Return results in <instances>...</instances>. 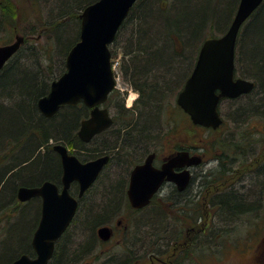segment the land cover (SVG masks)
Listing matches in <instances>:
<instances>
[{
	"label": "trees",
	"instance_id": "16d2710c",
	"mask_svg": "<svg viewBox=\"0 0 264 264\" xmlns=\"http://www.w3.org/2000/svg\"><path fill=\"white\" fill-rule=\"evenodd\" d=\"M94 1L96 0H64L62 4L65 10L74 8L76 12L63 11L64 15L60 18H63L61 21L57 20L59 18H54L51 23L45 22L41 26V31L33 28L29 32H24V44L5 67L0 70V219L4 218L3 206L6 205L7 201L11 200L20 211H23L24 207L19 205L16 196L20 185H29L47 179L53 180L54 174L58 172L59 163L55 155L51 153L49 147L43 153L42 147H46L50 139L63 144L70 141V135L77 121V111L65 107L55 116L48 118L39 111L37 102L40 97L49 92L51 82L65 71V59H60V66L58 65V68L55 69L53 57L57 53L59 55L66 53L67 55L70 48L79 39L80 13L89 3ZM168 1L138 0L110 46L113 57L118 55L119 48L122 51L121 75L126 82L141 94L138 101L139 105L137 104L135 109L124 106L120 90L115 89L110 95V99L116 104L117 123H120L122 129L132 132L131 136H135V138L139 135L144 137L146 134L151 133L156 137L163 134L172 139V134L179 130L178 125L181 122L189 124L190 119L187 118V114L176 102L170 101V98L177 96L185 80L191 74L205 39L219 35L213 31H209L211 35H208L206 33L207 28L212 30L213 27V29H220L219 31H222V28L224 33L228 29L225 22L222 23L225 16H218L216 13V11L222 9L218 6L221 3L220 0H217L215 6L209 0L202 2L201 0H172L170 8H168L170 5L165 7V2ZM222 2L225 3L224 9L227 13L232 7L231 13L234 15L239 0H223ZM0 8L5 11L4 17L6 18V22L3 19V21L0 20V23L3 22V26L8 27L7 22H9V25L12 23L8 20L9 16H7V11L11 10V5L7 0H2ZM79 9L80 11H78ZM262 16H264V2L252 15V19L250 18L251 20L249 19L246 22V28H243L244 31L240 33L238 38V49L241 45L239 43L242 42L245 45L250 26L257 23ZM208 17L211 18L208 19ZM15 29L18 30L17 27L13 28V30ZM37 32L42 36H46L49 44V46H44L43 60L38 55L36 49L38 46L31 42ZM34 41L39 42L40 40L35 38ZM250 42L254 46L251 51L249 50L247 53L245 51L244 53L241 46L240 52H238V49L236 51V73L239 76L253 80L255 83L257 82L264 89V19L256 32L255 41L250 40ZM63 46L66 48L63 49ZM242 53H244V59H247V71L239 69V56ZM245 97L248 98L245 102L254 100L259 102V106L263 105L264 108V96L261 94L258 96L257 93L256 99L251 93L236 99L223 98L220 110L223 103H227L229 107L233 108L235 102ZM225 105L223 104V106ZM143 106L145 110L141 111ZM237 109L238 107L235 109L237 111L236 115L233 113L230 118L234 123L241 125L240 129L242 128L244 134L240 137L244 138L246 130L242 127V124L249 116H252L250 113L254 110L250 111L242 108L241 111H238ZM260 112L264 114V109ZM179 113L184 114L185 119H182ZM174 121L176 123L173 126ZM225 121L224 117V123ZM162 124H167L168 127L159 131V128L163 127ZM221 128L222 126L211 131L218 132ZM219 141L222 140L219 139ZM227 143L228 146L222 148L226 152L230 151V141ZM222 145L226 144L222 143ZM176 147L175 145L174 148ZM221 174H225L224 168ZM219 179L221 178L219 177ZM211 180L215 181L213 178ZM101 192L104 196V202L95 204L99 207V213L95 214L93 218L91 216L87 218L86 224L84 223L86 228H91L102 219L99 217L102 215L101 211H105L104 208L109 209V211L114 210L117 202L118 205H126L125 202L121 201L119 186H107ZM251 195L256 196L255 192ZM220 199L221 212L224 213L227 220L234 217L235 214L239 217L242 213H246L248 209L249 201L246 194H225L221 195ZM183 201L186 202L183 203ZM163 202L167 204L166 201ZM214 203V199L211 198V202H207V206ZM171 205L176 207V211H178L177 208H180L181 212L186 213L188 218H191L193 214L197 215L196 213L199 212L198 202L193 203L189 199L174 202ZM148 207L138 211H154L147 216V219L152 221L151 226L155 228V232L153 234L151 232V235H155L157 238L156 242L150 240V245L155 242L153 248L148 247V245L143 248L144 251L150 253L158 249L156 252H161V246L159 245L171 242L182 243L186 240L185 226L181 220H175L176 224L172 223L170 227V209L167 210L158 202H152ZM93 211L94 208L91 212ZM115 213L114 210L111 216ZM197 216L194 218H197ZM176 219L178 218L176 217ZM162 232L165 234L162 235ZM212 233L209 232L206 241L210 239L211 236L209 235ZM66 241L68 244L64 245L62 249L61 247L58 248L55 258L58 257V254H61V259L70 258L69 234L63 237L62 243ZM189 241L194 243L200 241L198 234L192 236ZM130 252L131 258H134L132 249ZM23 253L31 256L35 255L29 239L26 244L13 249L12 254L4 264H10ZM15 254L18 256L16 255L17 257L14 258ZM3 255L4 252H0L1 262H3ZM124 258L127 260V256ZM141 258L149 261L150 257L142 254ZM51 264H54V261ZM120 264L124 263L121 262Z\"/></svg>",
	"mask_w": 264,
	"mask_h": 264
},
{
	"label": "flooded vegetation",
	"instance_id": "af4514ba",
	"mask_svg": "<svg viewBox=\"0 0 264 264\" xmlns=\"http://www.w3.org/2000/svg\"><path fill=\"white\" fill-rule=\"evenodd\" d=\"M1 2L2 0H0V3ZM121 80L126 85L127 89L131 88L136 91L137 94L134 96L133 101L129 104L126 103V88H123V90L117 86L118 89H115L120 90L121 98H123L124 101V106L126 108L135 109L136 105H139L138 101L141 94L137 89H134L131 84L126 82L122 75ZM251 93H253V91L243 93L236 98ZM110 95L104 103L100 104V107L108 108L110 115L113 118V123L110 126L95 133L88 141H84L80 137L79 130L82 126V121L88 119L91 116L92 108L87 106L83 101H80L76 104H65L59 109L60 111L65 107H70L77 111V121L72 134L70 135V141L65 144L68 147L69 154L76 155L83 163L102 156H108L109 158L107 163L97 175V178L82 195H80V182L77 180L72 181L69 190L70 193L78 199V207L73 219L71 220V223L65 232L55 241L54 253L49 260V264H51L53 261L54 264H120L121 262L124 264H188V262H192V264H205L206 257L202 254L200 255L199 252L206 249V236L209 234V232H211L210 230L212 227L213 234L219 237L218 242H213V244L209 243L208 246V249L213 248L212 250L214 252L211 253V259L214 261V264H264V116H255V118L251 120V124L249 125L250 130L245 132L244 138L240 137L244 134V132H242V128L240 129L241 125H238L233 121L235 127H233L231 131L229 146L230 151L228 152L224 150L223 152H218V149L216 148L213 156H211V153H209L210 143L203 139L201 140V144H199L197 149L195 147H190L184 142L181 144H175L177 146L176 148H173L168 153L161 154L159 149L155 147L158 139V137L155 135L150 133L146 134L144 137L139 135L137 138H135V136H131L132 132L120 127V123H117L118 120L115 113L116 104L112 101V99H110ZM137 109L135 110L136 113ZM124 117L121 118L123 119ZM187 118L190 119L189 114H187ZM204 128L208 129L209 131L214 130L207 127ZM166 138L170 139V137ZM52 143L55 142L53 139H50L48 145L46 147L43 146L45 150L42 152L45 153L49 147L51 153L55 155L59 163L58 172L54 174L52 181L58 185L59 191H61L63 187L62 158L57 151L53 150ZM179 150H188L190 155H198L200 158V162L197 165L175 168L177 174L183 172L186 168L190 170L191 178L189 183L183 189H180L176 181L165 180L159 190L153 195L151 203L163 201L174 203L180 202L184 199L188 200L187 198L189 197L192 198L191 201L193 203L198 202L199 212L196 213L198 216L193 214L191 218L187 217V219L181 220L185 226V241L182 243L171 242L159 245L161 246V252H156L158 250L156 249L150 253H147L143 249L139 248V245L137 244H133L134 247L131 248L129 243H121L118 245L121 247L123 246L124 251L118 255L123 260H120V258L119 260L113 261L112 257L117 255L116 253L112 254L114 250L100 247H105V245L108 244V241L113 240L117 230H123V235H125L128 231V225L123 224V221L121 218H118L116 213L111 216L109 209L106 210V208H104L105 211H101L102 215L99 217L102 219L91 227L93 229V238H95L98 243L86 242L87 244L84 248L88 251L86 254L82 252L84 250L81 248L82 243H79L76 246L70 248V258L61 259V254H58V257L55 258L58 248L61 247L62 249L64 245L68 244L67 241L62 243V240L66 234H70L69 231L72 224L76 223L77 220H80L78 226H84V223L87 221V218L90 216L89 214H91L92 208L95 205V199L92 200V198H94L95 194L102 193L101 191H104V188L107 186H119L121 192L120 198H122L121 201L125 202L126 206L133 212L137 211L136 213H141L138 210L150 206L151 203L143 208H134L130 203L128 188L131 182L133 168L136 165L143 163L150 154H154L153 164L156 167H162L163 163L170 156L176 154ZM213 161L217 162V164H212ZM223 168L226 175L230 174L231 179L229 181L228 178H225V176L223 177L225 174H221ZM195 173H198L197 192L194 190V182L196 177ZM215 174H217L221 179L224 178V182H228L224 189H220L222 184L219 185L220 183H217L218 180H211L212 176ZM44 181L31 183L27 186H37L42 184ZM210 182H216L215 184L219 185L215 187L216 191H213V195L210 194L209 190L211 188ZM255 185L259 186V191L257 192L259 194L254 197L251 194L252 190L255 193L257 191ZM225 194H246L247 200L249 201V205L247 207L248 209L246 210L248 216L246 218L248 227L247 234L252 235V231L254 232L257 230V232L260 234V237L257 239V241H254L251 236L248 237V235H245L243 237L237 236L234 242L231 240L222 242L223 238L221 235L225 234L224 231H228L232 227V223H235L238 219V215L235 214L234 217L227 220V218L224 217V213L221 212L222 206L220 198L221 195ZM16 196L18 199V195ZM211 198H213L215 201V211L207 208V202H211ZM17 202L24 204V207L26 206L30 208L31 210L28 209V212H31L33 209L35 210L38 215V221L35 228L36 230L39 226L43 213V197L34 196L29 200L22 202L18 199ZM184 202L186 201H183V203ZM255 208H258L257 215L256 212L254 213ZM175 209L176 207L171 206V212L169 214L170 220L173 219L174 222L172 223L174 224H176L175 220H180L179 218L176 219V217L174 219V214L176 213ZM177 210L179 211L180 208H177ZM195 216H197V218H194ZM103 226L110 227L112 235L108 240H104L99 235V229ZM190 234H192V236L198 234L200 241L197 243L189 241V239L192 237ZM32 238L30 242L31 246ZM131 249L134 252V258H131ZM235 251H239L241 254L245 255L250 254V260L247 261L234 259L233 257ZM142 254L148 255L150 257L149 261L146 260L147 262H142ZM35 256L36 254L33 255V257ZM126 256L127 260L124 258Z\"/></svg>",
	"mask_w": 264,
	"mask_h": 264
},
{
	"label": "water",
	"instance_id": "95a60500",
	"mask_svg": "<svg viewBox=\"0 0 264 264\" xmlns=\"http://www.w3.org/2000/svg\"><path fill=\"white\" fill-rule=\"evenodd\" d=\"M138 0H96L82 11L79 40L69 50L66 70L52 81L50 91L37 102L39 111L46 117L54 116L61 106L83 101L91 107V116L82 121L79 135L84 141L110 126L113 118L108 108L100 107L116 88L112 68L110 45ZM264 0H240L235 16L227 31L219 36L207 38L199 51L191 74L177 95V103L190 115L196 125L218 128L223 123L219 109L222 98H236L252 91L255 82L236 76V45L243 23L262 5ZM24 42V36L17 35L11 43L0 45V69ZM53 150L62 158L63 187L52 180H45L37 186L22 185L18 188L19 200L26 201L34 196L43 197V213L32 238L35 257L24 253L11 264H48L53 256L55 241L65 232L73 219L78 199L70 193L72 181L80 182V195L97 178L108 161V156L81 162L76 155L68 153L63 143H54ZM154 154L136 165L131 174L128 188L130 203L134 208L150 204L153 195L165 180H174L180 189L189 183L191 172L186 168L177 174L176 167L197 165L198 155L188 150H179L162 165L153 164ZM99 235L108 240L111 230L100 227Z\"/></svg>",
	"mask_w": 264,
	"mask_h": 264
},
{
	"label": "rangeland",
	"instance_id": "374dc122",
	"mask_svg": "<svg viewBox=\"0 0 264 264\" xmlns=\"http://www.w3.org/2000/svg\"><path fill=\"white\" fill-rule=\"evenodd\" d=\"M7 1L11 5V10L7 11V13H8L7 16H9L8 20L12 23H11V25H9V22H7L8 27H4L3 22L0 23V28H1L0 29V45L12 42L17 35H23L24 32H29L33 28L41 31V26L45 22L51 23L52 21H54L53 20L54 18L55 19L59 18L57 20L61 21L63 18L62 19H60V18L64 15V13H62L63 11L64 12H68V11L76 12V9H74V8L72 10L71 9L65 10V8L63 7V4H62V2L64 0H7ZM171 1L172 0L165 2V7L166 6L168 7L170 5L168 7V8H170L171 7ZM202 1H204V0H201V2ZM220 1H221V3L218 6L222 7V9H219L218 11H216V13L218 16H220V15L225 16L226 20L224 19V21L222 23L225 22V26L227 28V27H229V25L231 23V20H229L230 19L229 14L232 12V7L230 8V11L227 15V11H226V9H224L225 3L222 2L223 0H220ZM209 2L212 3L213 6H215L217 4L216 2H218V1L217 0H209ZM78 11H80V9ZM81 13H80V15H81ZM4 16H5V11L1 10V8H0V20L3 21V19H4V21L6 22V18ZM250 18L252 19V17H250ZM263 19H264V16H262L257 23H255V24L253 23V25L250 26V32L248 33V35L246 37L245 45L242 44V42L239 43V45L241 44L240 46H241L242 52L245 53V51H246V53H247V52H249V50L251 51L252 48L254 47L253 44L250 42V40L255 41L256 32L259 30L260 23ZM222 23H220V24H222ZM245 25H247V24H245ZM245 25L243 28H246ZM14 27H17L18 30H16V29L13 30ZM243 28L241 29V32L244 31ZM209 29L210 28H207V32H206L208 35H211V33L209 31H213L214 33L217 32L219 35L224 33V30L222 28H221L222 31H219L220 29L219 30L213 29V27L211 28L212 30H209ZM35 35L36 36L34 37V39L37 38L40 41L35 42L34 39H31V42L36 44V46H38V47H36V49L38 50V55H40L41 60H43V58H44V46L45 47L49 46V44H48L46 36H42L38 32L35 33ZM240 46H239V49L237 47L238 52H240ZM64 47L65 46H63V49H64ZM112 48H113V46H112ZM238 52H237V54H238ZM244 53H242V55L239 56V59H240L239 69H241L242 71H244V70L247 71V69H248L247 64L248 63H247V59L245 60L243 57ZM112 54H113V52H112ZM112 57H113V55H112ZM63 58L64 59L66 58V53L65 54L61 53V55H59L57 53L53 57V63L55 65V69L58 68V65L60 64V59L62 60ZM115 58L117 60H119V59L121 60L122 51L120 50V48L118 50V55H116ZM238 73H240V72H238ZM117 86L121 89L126 88V85L123 83V81L121 79L117 80ZM261 89H263V86H259L256 89V91L258 90V92L260 94H263L262 92H260ZM256 93L257 92H255L253 94V96L255 98L257 97ZM136 94L137 93L135 90H133L131 88L127 89V91H126V103L127 104L131 103L133 101V97ZM246 99H248V98L245 97L244 99H240L239 101L235 102L233 108L229 107L227 105V103H223V104H226L225 106H223V104H222L221 112H222L223 117H225L226 121L222 125V128L220 130H218V132L217 131L212 132V131H209L208 129L204 128V127H199L198 125H194L191 122V120H189V124H187L185 122H183V123L181 122L178 125L179 130L172 134L173 135L172 139L171 138L167 139L166 138L167 136H164L163 134L158 135V139H157V142L155 144V147L159 149L161 154L170 152L175 147V144H181L184 142L187 143L190 147H195L197 149L199 144H201V140L204 139L210 143L209 153H211L210 154L211 156H213L216 148L218 149V152H223V149L225 148L224 146H228L227 142L230 141L232 128L235 127L233 124V120L230 118V116L233 113L236 115V112H237L235 110L236 107H238V109H237L238 111H241L242 108L248 109L250 111H252V109L254 110V112L252 111L250 113V115H252V116H249L248 119H246V121L242 124V127L246 131L250 130L249 125L251 124V120H253L255 118V116L264 115V114H262V112H260L264 109L262 107L263 105L259 106V102L254 101V100H251L252 102H248V101L245 102ZM170 101L176 102V96L170 98ZM179 115L182 119L185 117V115L182 113H179ZM175 123L176 122L174 121L172 123V125L174 126ZM162 125H163V127L162 128L160 127L159 131L164 130V128L168 127L167 124H162ZM219 139H221L222 141L220 142ZM222 143L223 144L225 143L226 145H222ZM44 150H45L44 147H42V151H44ZM227 155H229V154H227ZM212 164H217V162L213 161ZM195 174H196L195 175L196 177H195V182H194V184H195L194 190H195V192H197V181H198V175L197 174L198 173H195ZM224 176H225V178H228V181L231 179L230 174H228V175L225 174V175H223V177ZM212 178H213V180L217 181L219 176L217 174H215L214 176H212ZM223 180H224V178L217 181V183H220L219 185L222 184V187L220 188L221 190L224 189L228 184V182H226V181L224 182ZM210 183H211V188L209 190H210V194L213 195V191H216L215 187H217L219 185H216L215 184L216 182L215 183L210 182ZM258 188H259V186H256V189H257V191L255 193L256 195L259 194V193H257L259 191ZM252 193H254L253 190H252ZM103 198H104V196L102 195V193H100V194H95L94 198H92V200L95 199V204H97V203L101 204V202H104ZM158 203L160 205H162L164 208H166L167 210H169L170 207L172 206L171 203H169V202H167V204L165 202H158ZM5 204L6 205L3 206V212H5L3 215L4 218L0 219V252H2V251L4 252V255H3L4 257L2 258L3 262H1L2 260L0 261L1 264H4L8 260L9 256L13 252V249H16V248L20 247L21 245L26 244L28 239L31 242V238H32L33 232L36 228V223L38 221V215L34 209L31 212H28V209H27L28 207H26V206L24 207V204L19 203V205L21 207H24L23 211L22 210L20 211L17 208V206L15 204H13V202L11 200L7 201ZM89 204H90V202H89ZM110 205H111V203H110ZM110 205H108V206H110ZM166 205H168V206H166ZM208 206H207V208L211 209L212 211H215V209H216L215 204H211V205L208 204ZM93 208H94V211L91 212V215H90L91 218H93L95 216V214L99 213L98 212L99 207L94 205ZM114 208H115L114 210H115L118 218H121V220L123 221V224L128 225V231L125 235H123L124 234L123 230H117L114 239L111 241H108L107 242L108 244L105 245V247L101 246L100 248L113 249L114 251L112 252V254L116 253L117 255L124 251V247L123 246L121 247L118 245L121 243H126V244L129 243L131 245V248L134 247L133 244L139 245V248H141V249H143L145 246H148V245H149L148 247L153 248V245L156 242L157 236L155 237V235H151V232H152V234L155 232V228L153 226H151L152 221L147 219V216L154 211L136 213V212L131 211L125 204L124 205H122V204L118 205V202ZM148 208H150V207H148ZM257 209L258 208H255V211H254V213L256 212V215H257ZM29 210H31V209L29 208ZM114 210L110 211L111 214L114 212ZM175 217L179 218L180 220L187 219L186 213L181 212V210L176 211V213L174 214V219H175ZM247 217L248 216L246 215V213H242L238 217L237 221L235 223L234 222L232 223V227L228 231H224L225 234L221 235V237L223 238L222 242H226L227 240L228 241L231 240L234 242L235 239L237 238V236L243 237L245 235H248L247 234L248 227H247V222H246ZM79 221L80 220H77L76 223L72 224V226L70 227L69 248L74 247L79 243H82L81 248L83 250L86 247V244H87L86 242H96V243H98V242H97V240H95V238H93V236H94L93 235V229L92 228H86L84 226L79 227L78 226ZM172 222H174L173 219H171V221H170V224H169L170 227L172 226L171 225ZM210 231L213 232V227L211 228ZM163 234H165V233L162 232V235ZM209 236H211L210 239H208L207 241L205 240V243L207 245L206 249L201 250L199 252V254L200 255L202 254L206 257L205 264H214V261L211 259L212 258L211 253L214 251L212 250L213 248L208 249V246H209V243L213 244V242H215V243L218 242L219 237L215 236L213 233ZM250 236L253 238L254 241H257V239L260 237V234L257 232V230H255L254 232L252 231V235L251 234L248 235V237H250ZM150 240H154L155 241V242H153L154 244L152 243L150 245ZM3 249H5V250H3ZM82 252H84L86 254L88 251H87V249H84ZM16 255L17 254L14 255V258ZM209 255H211V256H209ZM143 256H145V255H143ZM233 258L248 261V260H250V254L245 255V254H241L239 251H235ZM141 261L143 262L146 260H144V258H141ZM190 263L192 264V262H188V264H190Z\"/></svg>",
	"mask_w": 264,
	"mask_h": 264
},
{
	"label": "bare ground",
	"instance_id": "6f19581e",
	"mask_svg": "<svg viewBox=\"0 0 264 264\" xmlns=\"http://www.w3.org/2000/svg\"><path fill=\"white\" fill-rule=\"evenodd\" d=\"M238 5H239V3H238ZM237 9H238V7H237ZM237 9H236V11H237ZM227 15H228V13H227ZM211 17H212V16H211ZM211 17H208V19L211 18ZM229 18H230L229 20H231V22H232V20H233V18H234L233 13H230V14H229ZM230 24H231V23H230ZM229 26H230V25H229ZM243 27H244V23H243L241 29H242ZM228 28H229V27H228ZM241 29H240V31H241ZM7 63H8V62H7ZM7 63H6V64H7ZM6 64H5V65H6ZM65 67H66V65H65ZM0 70H2V69H0ZM259 86H260V85L257 84V82H256L254 88L252 89L253 94H254L255 92L259 93L258 90L256 91V89H257ZM50 87H51V85H50ZM261 90H262L261 92L263 93V94H261V95L264 96V89H261ZM49 91H50V90H49ZM257 93H256V94H257ZM259 94H260V93H259ZM259 94H258V96H259ZM143 110H145V107H144V106L142 107V110H141V111H143ZM146 111H147V110H146ZM146 111H145V112H146ZM187 199L192 200L191 197H189V198H187ZM119 259H120V256H119V255H114V256L112 257V260H113V261H116V260H119Z\"/></svg>",
	"mask_w": 264,
	"mask_h": 264
}]
</instances>
